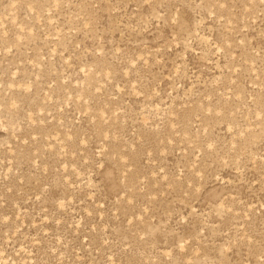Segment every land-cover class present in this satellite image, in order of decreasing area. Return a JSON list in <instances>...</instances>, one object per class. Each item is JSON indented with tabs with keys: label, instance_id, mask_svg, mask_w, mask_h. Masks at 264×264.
<instances>
[{
	"label": "rangeland",
	"instance_id": "374dc122",
	"mask_svg": "<svg viewBox=\"0 0 264 264\" xmlns=\"http://www.w3.org/2000/svg\"><path fill=\"white\" fill-rule=\"evenodd\" d=\"M0 264H264V0H0Z\"/></svg>",
	"mask_w": 264,
	"mask_h": 264
}]
</instances>
